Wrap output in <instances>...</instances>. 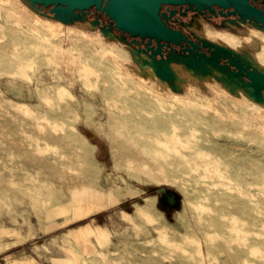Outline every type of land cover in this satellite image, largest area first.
Masks as SVG:
<instances>
[{
  "label": "rangeland",
  "instance_id": "1",
  "mask_svg": "<svg viewBox=\"0 0 264 264\" xmlns=\"http://www.w3.org/2000/svg\"><path fill=\"white\" fill-rule=\"evenodd\" d=\"M94 21L0 0V264H264V92L152 80ZM205 25L264 56L252 22Z\"/></svg>",
  "mask_w": 264,
  "mask_h": 264
},
{
  "label": "water",
  "instance_id": "2",
  "mask_svg": "<svg viewBox=\"0 0 264 264\" xmlns=\"http://www.w3.org/2000/svg\"><path fill=\"white\" fill-rule=\"evenodd\" d=\"M36 10L51 6L49 13L61 21L79 19L84 10L94 8L103 13L109 24H103L101 30L107 35L137 44V54H144L143 62L150 65L154 75L165 80L170 87L175 81L171 64L182 66L205 77L213 73L214 77L235 87L243 88L255 101L261 100L264 92V68L252 63L245 56L230 47L214 43L206 38L191 42L193 47L183 48L186 35L169 28L167 19L171 12H161L163 5H183L189 8L206 9L225 15H236L240 21L252 22L264 30V0H25ZM259 4V5H258ZM79 11L78 14L74 10ZM98 23L96 19L94 24ZM111 37V38H113ZM143 40H146L143 42ZM202 49H205L202 50ZM133 54V53H132ZM137 62V60H136ZM175 87V86H174ZM179 87H175L177 89ZM232 92V91H231ZM207 203V202H206Z\"/></svg>",
  "mask_w": 264,
  "mask_h": 264
},
{
  "label": "flooded vegetation",
  "instance_id": "3",
  "mask_svg": "<svg viewBox=\"0 0 264 264\" xmlns=\"http://www.w3.org/2000/svg\"><path fill=\"white\" fill-rule=\"evenodd\" d=\"M259 5V4H258ZM42 11L50 10L49 7H41ZM171 12L172 15L167 19L166 24L169 28L173 30H179L186 35V39L183 43V48L193 47L191 42H196L198 37L194 35L192 31V24L194 19L197 17H202L205 20L213 22L217 24V26H225L228 22L231 24L238 23L240 18L236 15H225L228 11L227 9H223L221 12L218 8L215 7V12H209L206 9L201 8H189L186 4L183 5H163L161 8V12ZM75 14H78L79 11L77 9L74 10ZM79 15L86 16L88 18H94V20H98V23L109 24V21L104 16L103 13H100L99 10H95L94 8H90L88 10H84ZM215 20H218L217 23ZM245 22V21H241ZM248 22V21H246ZM126 39L131 40L128 36ZM146 40H143L145 42ZM134 46L139 47L137 44H133ZM205 51V49H202Z\"/></svg>",
  "mask_w": 264,
  "mask_h": 264
},
{
  "label": "bare ground",
  "instance_id": "4",
  "mask_svg": "<svg viewBox=\"0 0 264 264\" xmlns=\"http://www.w3.org/2000/svg\"><path fill=\"white\" fill-rule=\"evenodd\" d=\"M37 18H39V17H37ZM41 23H42L44 28L49 32V34L52 37H55L58 34V32L66 31L67 28H68L67 25H63V24H60V23H51V22L45 23L43 21H41ZM204 32H205L206 36L211 37L213 39H220L222 41V43L235 48L236 51L238 50L239 45H241L243 41H245L247 44L249 43V41H247L245 37H239V36L233 35L231 33H227V32H213L209 25H205L204 26ZM108 34L110 36H113L112 33H108ZM242 55L245 56L247 59H249L254 64L264 65V56L263 55H256V56L254 55L253 56V54H252L251 57L249 55H247V54H242ZM137 59H138V57H137ZM85 65H87L86 62H85ZM142 65H143V63H142ZM144 65H143L142 69H139V71L140 72L142 70L144 71V69L148 67L147 71H148V73H150L149 74V78L150 77H151V79L152 78H156L154 76L152 67L150 65H147V67L144 68ZM172 70H173V73L175 74V76L182 77V75L177 73L176 70H174V69H172ZM187 71L189 73L188 77L191 78V73L193 71H191V70H187ZM134 73L139 75V76H141L137 72H134ZM227 84H228L229 87L233 88L232 84H230L228 82H227ZM158 86H159V84L157 85V87ZM164 96L167 98L168 103H171L172 105H179V106L180 105H182V106H185V105L187 106L188 105V100L186 98H184V97H181L178 94H170V93L164 92ZM175 136H176L177 139H179V137H178V135L176 133H175ZM236 189L238 190V188H236Z\"/></svg>",
  "mask_w": 264,
  "mask_h": 264
},
{
  "label": "crops",
  "instance_id": "5",
  "mask_svg": "<svg viewBox=\"0 0 264 264\" xmlns=\"http://www.w3.org/2000/svg\"><path fill=\"white\" fill-rule=\"evenodd\" d=\"M4 246V243L0 241V254L4 253L7 250V248H4Z\"/></svg>",
  "mask_w": 264,
  "mask_h": 264
}]
</instances>
